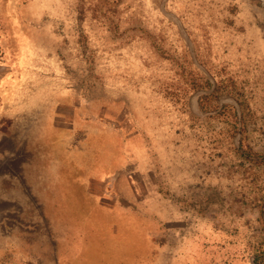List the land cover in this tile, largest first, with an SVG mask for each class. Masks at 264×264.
<instances>
[{
  "label": "rangeland",
  "instance_id": "rangeland-1",
  "mask_svg": "<svg viewBox=\"0 0 264 264\" xmlns=\"http://www.w3.org/2000/svg\"><path fill=\"white\" fill-rule=\"evenodd\" d=\"M57 261L264 264V0H0V264Z\"/></svg>",
  "mask_w": 264,
  "mask_h": 264
},
{
  "label": "crops",
  "instance_id": "crops-1",
  "mask_svg": "<svg viewBox=\"0 0 264 264\" xmlns=\"http://www.w3.org/2000/svg\"><path fill=\"white\" fill-rule=\"evenodd\" d=\"M95 203H98V202H95ZM98 205H100L101 207H103V208H105L106 206H104V205H101L100 203H98ZM59 262L57 261V264H58Z\"/></svg>",
  "mask_w": 264,
  "mask_h": 264
},
{
  "label": "bare ground",
  "instance_id": "bare-ground-1",
  "mask_svg": "<svg viewBox=\"0 0 264 264\" xmlns=\"http://www.w3.org/2000/svg\"><path fill=\"white\" fill-rule=\"evenodd\" d=\"M114 252V251H113ZM109 260V259H108ZM95 264V263H94Z\"/></svg>",
  "mask_w": 264,
  "mask_h": 264
}]
</instances>
